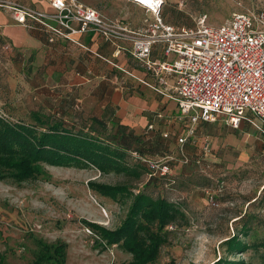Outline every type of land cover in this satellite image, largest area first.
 <instances>
[{
	"label": "rangeland",
	"instance_id": "rangeland-1",
	"mask_svg": "<svg viewBox=\"0 0 264 264\" xmlns=\"http://www.w3.org/2000/svg\"><path fill=\"white\" fill-rule=\"evenodd\" d=\"M81 1L110 18L143 14L134 0ZM248 9L263 10L264 0H166L164 14L174 25L190 27L202 17L208 23L221 24L234 12ZM6 44L0 42V114L13 121H28L35 109L58 108V96L66 88L38 79L24 57ZM77 110V115H90ZM211 140L186 145L191 158L203 152L207 158L201 165H186L181 162L177 138L166 137L168 152L157 158L169 160L171 173L158 190L186 210L190 224L170 227V241L150 264H264V226L259 221L264 220V143H254L259 153H253L251 159L240 151L227 152L225 159L223 153L220 157L213 152ZM207 142L208 152L204 150ZM46 171V176L25 181L7 171L0 177V259L3 257L4 264H32L38 241L66 243V264H129L132 255L120 246H106L87 222L118 227L132 197L116 200L89 184H128L137 192L148 182L147 175L138 179L95 167L52 165H46ZM247 219L251 225L245 233ZM234 235L252 244L251 248L243 253L230 248L227 240Z\"/></svg>",
	"mask_w": 264,
	"mask_h": 264
},
{
	"label": "built area",
	"instance_id": "built-area-1",
	"mask_svg": "<svg viewBox=\"0 0 264 264\" xmlns=\"http://www.w3.org/2000/svg\"><path fill=\"white\" fill-rule=\"evenodd\" d=\"M46 1V9L19 1H4L3 5L16 23L42 28L51 42L74 40L76 34L88 31L107 40L129 39L134 56L149 70L159 76L175 74L174 98L180 108L176 119L186 123L185 133L178 137L183 164L191 160L185 146L196 142L201 122L222 117L238 128L246 120L264 134V9L234 12L221 24L208 23L202 17L195 26L179 27L164 18L165 0H134L152 17L145 19V25L131 29L122 19L107 17L81 0ZM158 42L165 44L167 56L175 55L172 61L151 59ZM160 79L166 82L164 77ZM209 147L207 142L204 150L208 152ZM144 160L149 166L148 178L171 173L167 158Z\"/></svg>",
	"mask_w": 264,
	"mask_h": 264
},
{
	"label": "trees",
	"instance_id": "trees-1",
	"mask_svg": "<svg viewBox=\"0 0 264 264\" xmlns=\"http://www.w3.org/2000/svg\"><path fill=\"white\" fill-rule=\"evenodd\" d=\"M163 16L169 22L164 7ZM3 41L0 34V42ZM70 109H35L28 121H13L0 114V177H4L7 171L19 181L37 179L46 176V165H52L95 167L102 172L125 173L139 179L150 172L144 158H157L168 152L169 144L159 133L138 134L117 117L105 119L96 115H77ZM205 159L203 152L201 156L191 158L188 164L196 162L201 165ZM164 178L166 176L161 175L148 178L137 192L128 184L94 181L89 184L92 189L116 200L132 197L128 213L118 227L107 228L96 222H87L106 246L117 245L130 253L132 261L129 264L155 262L162 247L170 241L173 232L170 227L178 229L190 224L186 210L158 190ZM259 221L264 226V220ZM250 225L251 219L245 220V233ZM227 241L230 248L242 253L252 246L240 240L238 235ZM38 245L32 264H66V243L38 241ZM0 264H4L3 257Z\"/></svg>",
	"mask_w": 264,
	"mask_h": 264
},
{
	"label": "crops",
	"instance_id": "crops-1",
	"mask_svg": "<svg viewBox=\"0 0 264 264\" xmlns=\"http://www.w3.org/2000/svg\"><path fill=\"white\" fill-rule=\"evenodd\" d=\"M4 1H19L40 9L48 8V2L1 0L0 33L6 45L14 47L24 57V62L29 63L33 75L66 88L58 96L59 107L56 109L85 110L90 116L105 119L117 117L138 134L159 133L165 139L173 136L178 140L185 133L186 123L176 119L180 108L174 98L175 74L159 76L149 70L134 56L131 40H107L95 31H88L76 34L74 40L58 38L51 42L42 28H27L16 23L10 9L3 5ZM139 9L143 13L140 16L115 18L122 19L129 28L137 29L145 25V19L152 17L142 6L139 5ZM174 58V54H165L163 42L154 44L153 61H172ZM150 125H153L152 129H149ZM197 130L195 145L210 138L213 152L220 157L223 153L225 159L230 151L234 154L240 151L241 155L251 159L253 153L254 156L259 153L254 143H264V134L246 120L234 128L220 117L217 121L199 123Z\"/></svg>",
	"mask_w": 264,
	"mask_h": 264
}]
</instances>
